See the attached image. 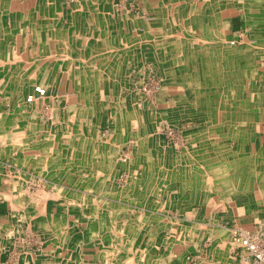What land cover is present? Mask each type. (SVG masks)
I'll use <instances>...</instances> for the list:
<instances>
[{
  "label": "rangeland",
  "instance_id": "1",
  "mask_svg": "<svg viewBox=\"0 0 264 264\" xmlns=\"http://www.w3.org/2000/svg\"><path fill=\"white\" fill-rule=\"evenodd\" d=\"M157 1L159 2L160 5L156 4ZM193 1L195 2L199 0H189L188 3L189 2L190 3L189 5L187 4L189 7L188 6L184 7V5H181L180 6L181 13L179 14H177L179 11L177 12L169 11V13L166 14L164 13L166 12V7L171 6L174 2L176 3V5H178L176 0H172L171 1L172 4H168V5L166 3V0H164L165 4L164 3L161 4L162 3L161 0H104L105 5L112 8V11H110V13L106 12V14L104 15L107 19L109 18L108 19L109 23L107 28L111 29L112 32L111 33L108 32L110 36V40L106 39V37L105 39L102 40H104V42H107V45L110 42L113 43L112 47H115V53L119 57L121 56L120 63H116L118 65L115 66V68L118 69L117 76H119L120 79L115 78L113 81H111V85H109L110 90L98 88L97 92L99 91L100 93L94 96L91 93H87V94L84 93L85 95H83V93H81V90H78V92L80 91V94H82L84 97H80V94L79 93L77 94L76 92H74L75 94L72 95V90H71L72 88L70 82H73V80L70 78V72H71V65H69L70 61L65 60L64 57H60L59 55L55 57L53 53L46 55V57L45 55H43L42 56L43 58H41V62L39 63V68H37L36 76H39L40 78H43L42 72L44 71V67H46L44 71L46 73L44 74L49 75L50 70L52 69L51 77L50 79L47 80L49 82L55 81L51 83L52 84L56 83L58 85V90L59 91L64 90V94H62L63 96L61 97H59V95L57 94L53 96L57 101L54 104V106H57L58 108L54 109V107H50L51 105L50 102L46 100L45 104L41 105L42 106L41 109L34 112V114H36L34 120L35 122H33V124L36 125L35 130H37L38 128H42L41 129L42 131L40 133L39 139L36 140L35 138H31L32 144L35 145L33 143L35 140L36 143L44 144L45 143L43 142L44 138H68L67 134L72 133L73 138L80 137V138H85V140L87 139L93 141L95 140L96 144L100 145V147L107 146L108 148H113L116 150L115 156L114 157L112 156L110 158L111 164L109 168L106 169V171H109L107 177L109 178L108 183H110L111 185L110 188H112L111 190V195L113 199L112 202L115 199L116 201H118V198L121 197V199L123 198L126 199L128 201L127 203H131V205L129 204V206H122V205L117 206V204H111L109 209V212L111 213L110 215L111 228L113 227L114 229H116L117 227L118 228L124 227L125 225H128L129 222H131V221H129L128 223L124 222L125 223L124 224L122 221L121 224L117 223L120 220V218L119 220H117L115 216L121 210H126V211L128 209L131 210L128 211L131 213H129L127 219L131 218V216L133 217V214H139V213L146 216V218L148 217V215L151 216V209H154L156 211L158 210V207L151 208L150 201L152 200V198H154V200L158 199L159 202L160 200L165 199L167 197L170 198L173 192V188L178 185L177 186V190H178L180 186L179 184H181L182 182L181 179L185 180L187 178V171H190L192 173H199L202 169H205L203 166H201V170H199L198 165H196L199 164L196 162H201L204 160L202 156L203 154L216 159H221L222 157V160H226L228 162V165H232L234 166V168L238 167L239 170H241L242 167L246 168V165L250 164L248 169H251V172L253 169V165H256L258 163L256 159L253 158L248 159L247 157H245L244 155L245 140H241V138H247V137L260 138L259 134L260 131L263 129L261 127V123L264 122V13H263L264 6H262L263 0H207L206 1L207 4L205 3V5L209 7L207 9V12H212L213 14H215L214 16L215 19L213 20V22L208 21L209 22L208 26L214 27L215 36L218 34L221 35V38L214 39L213 43H211L213 44V46L211 47L207 46L209 50H205V49L204 50L210 51V53H212L209 54L211 59L217 56L218 59L215 61V66L218 68L224 66V74H229V72L232 71L231 74L235 73L237 76H240V78L242 79L240 81V84L245 82L247 76H250L251 78L247 79V80L250 79L249 89L248 87H246L245 89H248V91L250 92H254L253 93L254 97L250 100L252 102L246 100L247 102L245 103L244 100L247 98L246 95L248 94L243 95L244 89L241 86H238L237 91L239 92L238 93L239 95L237 96L235 94H232L233 93L232 86L228 85L226 87V93L223 94L222 97L224 99V102L219 105L218 113L220 114V116L217 118L216 120L217 122H214L215 118H211L207 129L202 128V126H200L201 125L200 121L196 118L197 115H199L200 113L199 109L202 108L201 106L198 105L199 104L198 100L200 96L203 98L205 97L204 92L211 94L212 91L210 90V92H208L205 89L197 87V91L199 93H193L191 95H186L185 93L183 94L182 91L172 93V90L176 91L179 88L182 89L184 84L185 85L190 84V86H195L198 84V82L197 80L192 81L183 78L178 79V76H175V79L174 77L173 78L171 77V79L169 80L166 72L169 63L167 64L168 61H165L168 60L169 56L167 55L161 58V55H165L164 51H166V49L168 48L167 45L168 42L173 43L174 41H176L179 44L183 42L184 45V42L185 44H189L192 41L200 43L202 42L203 39L205 40V38H207L208 41L206 42L203 41L202 44L209 43V41L212 42L211 40L214 36L213 31L212 30L206 31L207 29L205 30V28H203V24L200 22L201 20L202 21L206 20L207 13L205 12L206 10L203 11V9H205L204 2L199 1L197 3V6H195ZM47 2L48 3H45V1L42 0H36V5H35L36 7H34L27 14H21L20 17L25 19L29 18V20L31 17V19L33 18V20H35V23L41 22L43 26L47 25V28H51L53 31H62V32L64 31L66 32L65 35L71 38H77L79 35L85 36V34H88L89 39H91V42L97 39L96 38L97 33L98 32L101 33L102 29L105 27V26L103 27L102 24H99L98 26L100 28L96 29L99 31L92 30L93 29L92 22L90 23L89 21L93 20V18H88V17L93 16L97 18L98 15L95 14V12H93L92 10L91 7L92 5H90L91 0H48ZM156 5L159 7L158 9L161 10L162 13L160 14L152 13L154 8L156 10L157 8ZM192 8H194L193 10L195 9L198 10L197 15H195V13L192 12ZM214 8H219V13L217 14L214 13ZM186 9L187 10L190 9L191 13L189 12H188L189 14L185 13ZM201 10L205 14H203ZM79 13H82L83 19L84 18H88V19L85 20L82 19V22H78V23L74 22L73 18H75L76 17L75 15H78ZM84 14H86L87 17H84ZM208 18L212 19L213 17L210 15V17L208 16ZM190 20L192 21L190 22L191 25L189 24ZM124 21H125L124 26L127 27L125 31L126 32L125 37L120 36L118 32L114 31L116 26L119 27L118 23H122ZM138 22L140 23L144 22V29H141L139 27L140 24H138ZM230 24L235 25L236 29L233 32L230 29ZM141 26H143V23ZM170 32L173 37L166 35V33H170ZM122 33L123 32L121 31V34ZM139 40L142 41L141 42L143 44L142 47H144L146 50L137 49L140 48V46L137 47L135 43L140 42ZM79 41L81 42V40ZM147 44H152V46L149 45V47L146 48L145 45L147 46ZM100 45L101 44L96 45L95 49L98 48L97 46L100 47ZM77 46L78 48H83V49H86L87 47V50H90V47H92L89 45H88L89 47L87 45H84L85 47L80 45ZM205 46L206 44H204L203 48H206ZM123 47L128 50L134 49L133 50L134 52L133 51L130 52L128 50L124 51L122 49ZM51 48L49 50H51ZM72 48L75 49L74 46H72ZM117 48H121V49H117ZM185 48L182 47V50ZM64 49H66V47H64ZM197 49L198 50H196L195 46L193 47V50H195V52L199 51L198 47ZM214 50L217 52L215 57L213 55ZM235 50H242L243 54L242 55L238 54L237 57L232 58L233 55L232 53L235 52ZM218 51H220V53H218ZM225 51L226 54H222V52ZM84 54L81 56L82 59L83 56L84 58L87 57L86 56L87 53L85 52ZM221 55L224 57L222 60H220ZM60 58H64V59L62 60ZM81 58L77 57V59H81ZM17 60L16 62L14 61L16 66H18L21 63ZM21 60H24L25 61L24 64L27 65V67H29L28 65L29 61L27 62L26 58H21ZM234 60L238 62H234ZM219 61L221 66L219 65ZM59 64H60V68H59ZM81 65H82L81 67L85 69L84 67L85 64L82 63ZM32 66L37 67L36 61ZM105 66H107V64ZM178 67L181 66L174 65L172 67L175 70V73L176 74L177 72L184 73L183 71H180ZM113 74L116 75V73ZM254 74L256 76L252 77V75ZM258 88H262L260 90L262 93L260 95V98L257 100V97L259 95ZM185 90L187 91L186 88ZM71 95L74 97L72 98V102L74 101L76 103L74 105L78 107V110L76 112L74 111L75 113L73 112L74 108H71L72 106L71 105L69 106V104L66 102L69 99V96ZM220 95L221 94L212 95V98H214L215 101H217L219 100ZM129 96L133 98L132 104L130 105L128 103L129 105L127 104V106H124L123 100L124 98ZM206 97L208 96L206 95ZM89 98L92 99L98 98V100L101 99V102L99 103H97L94 100V103L96 102L95 103L96 108L92 109L94 107V105H92L91 111H94L93 114L96 113L95 117L94 116L92 117L89 114L90 110L82 109L83 106L81 104L86 103L89 100ZM181 98L182 99L184 98L183 101ZM179 99H181V101L178 102ZM2 100L4 101L3 96H1L0 94V101ZM170 100H172L173 103L170 102ZM139 102L143 108L139 107L140 106ZM252 103H254V105H252ZM237 107L240 108L239 109L240 118H238V115L236 114L237 118L239 119V120L237 119L238 122L241 120L243 121L247 120L246 122L248 121L250 122L252 118H257L259 117V115L263 117L262 121L257 119L253 121L255 123L254 126L252 127L251 133L245 135L246 137L241 136L240 138H238L239 133L242 132V130H246V127H239L238 129L241 131L239 130L237 131L235 129L237 128L235 123L236 121L234 120L232 121L230 119L227 120L223 118L226 111H227V115L229 116L231 112L235 114L233 110L234 108ZM256 107L258 109L257 110L258 113L257 111L254 112ZM4 108H6V106H4ZM66 108L68 113L64 112V109L66 110ZM107 108L109 110L112 109V112L110 113L108 112L107 114L106 112ZM141 109H145L140 113L142 114L141 116L142 118L139 125L142 124L140 126L141 127L140 129L141 130L143 129V131L141 132L143 133L142 136L143 135L145 136L147 134L153 136L157 134L156 140H158V144H160V146H163V151H164L163 154H160L158 156L160 157L159 164L155 163L153 170L152 167H150L151 164L150 158L147 155H145L144 153L145 151L143 152L141 150L140 151L138 150L135 153L134 150L137 147L135 145L136 143L137 145L138 144L141 145L139 140L142 138L136 141L137 138L133 137L134 134L129 135L132 134V132H136V131L133 130L132 125L129 124V119L125 118V115H122L123 119L118 121L121 124L124 122L123 128L120 129L123 130L122 135L120 133L119 136L112 138L111 139L112 143L110 142V144H108L110 139L106 138L108 132H111L112 127L110 124L112 123V121H114L112 120L111 114H114V112L116 111L118 113L119 111L121 113H125L126 111L127 114L130 112L137 113ZM77 112H79V114H76ZM81 118L83 120H81ZM18 124L19 126H21V122H19ZM237 139L240 140L238 145L239 147L236 144L237 142H235ZM56 145L57 147L59 146L58 143H56ZM89 145H92V142L82 141L83 147L89 148L90 147ZM232 149L238 150V153L241 154L240 159L237 158L235 159L232 156L228 157ZM6 151L8 152V149ZM131 151H133L132 155H130L131 160L125 165V163H122L120 159L122 157L125 158V155H128ZM248 151L249 149L247 150V153ZM12 152L4 153L3 151L0 150V162H2L0 163V165L2 166V170L4 172L6 169H9L10 172H15V170L17 172L20 171V173L23 170H27L29 168L33 170V165H29L27 163V165L23 167L21 166V164L17 163L19 156L16 154V152L15 153ZM180 153L181 155H179ZM177 155L180 156V158H177L176 157ZM20 156L23 157V154L20 153ZM173 156L176 161V165L174 166L175 176H176L175 180L173 176H171L172 174L167 171L169 169L168 167L172 165ZM243 156L246 159H243ZM240 160L241 161L245 160L244 161L245 163L243 162L244 164L243 166L242 163L241 164L239 163L241 167L238 166L239 164L236 162ZM184 163H186L187 165L186 167ZM134 167L136 169L140 167V170L142 172H147V173L149 172L150 174L151 173L150 170H152V173H157V174H150V176L149 175L144 176L142 180L140 179L138 180V178L141 177L137 175V173L134 171L135 169ZM158 167L159 168L163 167L164 169H166L164 170L166 172H164L165 174H163V176L159 175V172L157 171ZM0 172H1L0 177H2V174L7 176V174H5L4 172L2 171ZM9 175H11V173H9ZM184 175L185 177H183ZM18 176L21 177L20 174ZM18 176L16 179L19 178ZM40 176L35 172L34 175L31 174L30 181L34 182L33 179L37 181L36 180L37 177ZM94 177L104 178V175L94 176ZM128 178L130 180L129 182L127 181ZM160 178H164L165 180L168 178L169 181L168 179L167 181L169 182V184H166L164 180L161 184H155L159 187L158 188L159 190L157 191V194L155 196L154 195L155 193L152 192L153 184L151 182V179L154 180L155 182V179L157 180ZM241 179L242 181L245 180L244 178ZM51 180L53 181V179ZM103 184L104 182H101L99 186H102ZM36 185L41 187V189L47 191L48 194L57 193L56 191L50 190L49 185L51 184H46L45 182L42 181V179L38 180V184ZM128 186L130 190L128 189L129 193L127 195L126 193L127 191L125 189L128 188ZM118 188L121 189L118 190ZM186 190L188 191V189ZM208 190L211 189L207 188V191H203L200 195H195V196L187 195L186 197H184V195H186L184 194L183 196H178L179 199L174 197V200L177 203L183 200H192V201L202 200V198H204L205 196L214 194V190L212 191H208ZM34 191L36 192V190ZM114 192H116L115 193L116 197L114 195ZM94 193L97 194L98 192H94ZM182 193L185 192L183 191ZM82 195L86 197V192L83 193ZM41 199L44 198L41 196ZM143 200H146L145 204L146 206L149 207L140 206ZM137 210L138 212H136ZM165 210H166V206L164 207L161 205L159 209V213L162 214L163 212H165ZM133 211H135L136 213ZM112 219L113 221H116V223L119 225L116 226L115 225L116 223H112ZM134 219L139 220L140 222H142L143 225L141 227L139 223L138 224L134 223L135 230H137V236L139 240L137 241L135 240L132 243V248L134 250L139 249V252H145L150 248L152 244L151 243L152 240L150 236L152 233L153 226L152 224H150L149 221L147 220L143 221V218L141 219L140 216ZM159 225H160L159 228L160 246L163 245L166 246L167 240L163 239L161 237V234H165L167 224L160 223ZM169 226L174 229L176 234L174 242L182 244L184 240L183 238L180 237L182 235L181 232H183L184 227H186L187 225L182 222L175 221L169 224ZM226 226L229 227L228 234L226 236L217 235V238H212V239L209 238L206 241L207 247L205 248L206 250L205 257L207 256L208 259V262L206 264H212L211 258H213V256L211 254L213 250L220 249L221 252L222 250H226L228 253L234 248H238L237 243H235L233 240L231 232L235 229H240V230H244V229L229 225ZM192 228L193 229L191 230V233L198 235L197 232L199 230V227L198 228L192 227ZM244 231L251 233H258L259 235L263 234V232L259 231V229H256L254 231H249V230H244ZM107 238L112 242H119V238L115 233L109 232ZM186 244H188V241H186ZM116 247H117L116 244L110 243L106 245V250H109L111 252L110 254H107L108 260L114 264L118 262L117 255H119L118 252L119 249ZM239 250L241 251V249ZM112 251L114 252L112 253ZM139 255L141 256L140 258L142 259V262H146L150 258L151 264L157 263L156 258H159L160 260L163 257V255H159V256L148 255V254H139ZM243 255H245L244 252ZM214 257H218L219 259H221L223 258V255L219 254V255H215ZM153 259L155 261L152 262ZM161 263H163V260H160L159 264ZM242 263L249 264V262L247 260L245 261L244 259Z\"/></svg>",
  "mask_w": 264,
  "mask_h": 264
},
{
  "label": "bare ground",
  "instance_id": "2",
  "mask_svg": "<svg viewBox=\"0 0 264 264\" xmlns=\"http://www.w3.org/2000/svg\"><path fill=\"white\" fill-rule=\"evenodd\" d=\"M1 1L2 2H0V94H1V96H3L4 101L3 100L0 101V150L3 151L4 153H10L12 151L14 153L16 152V154L19 156L17 163L21 164V166H23V167L25 165H27V163L29 165H33V170L35 172H37V174H39V176L41 175L40 177H37V179H36L37 181H35L33 179L35 184H38V180L42 179V181L45 182L46 184H51V185H49L50 190L57 192V193H53V194H48L47 191H45L41 188H37L36 192L34 191L32 193L29 190H26L25 193L30 192L32 198L41 199V196H42L44 199H60V198H63V199L71 198L72 199L73 198V199L78 200V201H80V199H82V198L86 199L87 197L82 195L83 193L87 192L86 190H84L85 188L92 187L93 186L92 184L96 183L97 181H100V183L101 182L105 183V179L108 178L107 175H105V173L106 174L109 173V171H106V169L109 168V166L111 164L110 158L112 156L113 157L115 156L116 150L113 148H108L107 146H103V147L101 146L100 147V145L96 144L95 140L94 141L93 140H87L88 142L89 141L92 142V145H89L90 146L89 148L83 147L82 141L84 142L85 138H80V137L79 138H73L72 133L67 134L68 138H44L43 139V142H45L44 144L36 143V140L40 138V133L42 131L41 130L42 128H38L37 130H35L36 125H34L33 122H35L34 120H35L36 114H34V112L41 109V107H42L41 105H44L46 100L50 102V104H51L50 107H54V109L58 108L57 106H54V104L57 101H56L55 97H53V96L55 94H57V95H59V97H61L62 96L61 94L64 92V90H62V91L58 90V85L56 83H53V84L51 83V82H55V81L49 82L46 78L47 85L44 84L46 82L43 83L42 78H40L39 76H36V71H37V68H39V63L41 62V58H43L42 56L45 55V57H46V55L53 53L55 55V57L59 55L60 57H64L65 60L70 61V64H69V65H71L70 78L73 80L72 84H73L74 90L77 94L78 93L80 94V91L78 92V90H81V93H83V95H85L87 93H91L94 96V95H97L100 93L99 91L97 92L98 88L110 90L109 85H111V81H113L115 78H119V76H117L118 69L115 68V66L118 65L116 63H120V61H121L120 60L121 56L119 57L115 53V47H112L113 43L110 42L107 45V42H104V40H102V39H105V37H106V39L110 40V36H109L108 32L111 33L112 31H111V29L107 28L108 23H109L108 22L109 18L107 19L104 15L106 14V12L110 13V11H112V8L105 5L104 0H91L90 5H92L91 6L92 10H93V12H95V14L98 15V17L96 18V17L90 16L88 18H93V20H91V21L87 20V21H89L90 23L92 22V26H93L92 30H94V31L96 29L100 28L98 26L99 24H102L103 27L104 26L106 27V28L104 27L103 29L101 28L102 29L101 33L100 32L97 33V36H96L97 39H95L93 42H91V39H89L88 34H85V36L79 35L77 38H71V37L66 36L65 35L66 32H64V31L63 32L62 31H53L51 28H47V25L43 26V24H41V22L35 23V20H33V18L31 19V17L29 20V18H26V19L21 18L20 17L21 13L20 14L10 13V12H8L7 6H5L4 0H1ZM42 1H45V3H48L47 2L48 0H42ZM199 1L204 2L205 9H203V11L206 10L205 12L207 13L206 14V20L202 21L200 19L201 20L200 22L203 24V28H205V30L207 29L206 31H210V30L213 31L214 36L211 40L212 42L209 41V43H203L202 44L203 41H205V42L208 41L207 38H205V40L203 39L202 42H200V43L192 41L189 44H185V42H184V45H183V42L180 44L176 41H174L173 43L168 42L167 43L168 48L166 49V51H164L165 55H161V58H163L167 55L169 56L168 60H165V61H168L167 64L169 63V65L166 69L169 80L171 79V77L172 78L174 77V79H175V76H178V79L183 78V79H189L192 81L197 80V82H198V84L195 86H190V84L189 85L184 84V86H183L184 89L179 88L176 91L172 90V93L182 91L183 94L185 93L186 95H191L193 93H199L197 91V87L205 89L208 92H210V90L212 91L211 94L204 92V94H205L204 98L200 96V98L198 100V102H199L198 105L201 106L202 108L199 109L200 110L199 115H197V117L195 116L200 121V124H201L200 126H202V128H204V129H207V127L209 126V123H210V119L215 118L214 122H217L216 120L220 116V114L218 113L219 105L224 102V99L222 97H223V94L226 93V87L228 85L232 86V89H233L232 94H235L237 96L239 95L238 94L239 92L237 91V87L241 86L244 89L243 95L248 94V95H246L247 98L244 100L245 103L247 102L246 100H248L249 102H252L250 100L254 97L253 96L254 92L248 91L249 86H250V79L249 80H247V79L251 78L250 76H247L245 82L240 84V81L242 80L240 78V76H237L235 73H234L235 75L233 73L231 74L232 71L229 72V74H224V66H221L220 61H219V65L221 67L218 68L215 66V61L218 59L217 56L215 57V55L217 54V52L215 50H214V54H213L215 58H212V59L209 56V54H212V53H210V51H205V50H209V48H207V46L208 47L213 46V44H211V43H213V40L214 39H220L221 35L217 34L215 36V31H214L215 28L208 26V23L213 22V20L215 19V17H214L215 14H213L212 12H207V9L209 8V7H207V5H205V3L207 4V2H206L207 0H199ZM199 1L194 3V5L197 6V3ZM252 4H254V3H252ZM262 6H264V0H263ZM168 7L170 8V6H168ZM194 8H192V12L195 13V15H197L198 10L197 9L193 10ZM189 10L186 9L185 13H187V14L191 13V10L190 11ZM259 11H261V10H259ZM201 12H202V10H201ZM215 12H216V8H214V13ZM90 13H91V11H90ZM202 13L205 14L204 12H202ZM259 13H261V12H259ZM263 13H264V11H263ZM210 15L213 17L212 19L208 18V16L210 17ZM75 16L76 17L73 18L74 22H76V23L82 22V19H83L82 13H79L78 15H75ZM84 17H87V15L84 14ZM88 18H84L83 20L88 19ZM191 20H192V18H191ZM191 20L189 21L190 25H191L190 22H192ZM142 23H143V26H141ZM138 24H140L139 27L141 29H144V22H141V23L138 22ZM118 25H119V27L116 26L114 31L118 32V34H120V36L125 37V34H126L125 31L127 29V27L124 26L125 21L122 23H118ZM110 28H112V27H110ZM53 29H54V27H53ZM163 29H164V26H163ZM220 30H222V29H220ZM96 31H99V30H96ZM121 31L123 32L122 34H121ZM166 35L172 36L171 32L166 33ZM177 35H178V32H177ZM79 40H81V42ZM139 41L140 42L135 43V45H137V47L140 46V48H137V49H139V50L145 49L144 47H142L143 46V44L141 43L142 41L141 40H139ZM99 44H101L100 47L97 46L98 48L95 49V46L99 45ZM204 44H206V46H205L206 48H203ZM77 45H80V46H84V45L88 46L89 45L92 47H90V50H87V47H86V49H83V48H78ZM149 45L152 46V44H147V46L145 45V47L148 48ZM72 46H74L75 49L72 48ZM194 46L196 47V50H198L197 49V47H198L199 51L195 52V50H193ZM64 47H66V49H64ZM182 47L183 48L186 47V48L182 50ZM50 48H51V50H49ZM117 49H121V48H117ZM122 49L124 51L128 50L124 47ZM133 50L134 49L128 50V51L132 52ZM83 52L87 53L86 54L87 57L84 58V56H83V59H82L81 56L84 54ZM218 53H220V51H218ZM222 54H226V51L222 52ZM232 54H233L232 58H235V57H237L238 54L242 55L243 51L242 50H235V52H233ZM20 57L26 58L27 62L29 61V64H28L29 67H27V65L24 64L25 61L21 60ZM77 57H80L81 59H77ZM64 58H60V59L63 60ZM223 58L224 57L221 55L220 60H222ZM16 60L21 62L18 66L15 65ZM35 61L37 63V67L32 66ZM234 62H238V61L234 60ZM82 63L85 64L84 65L85 69H83L81 67ZM76 64H78V65H76ZM106 64H107V66H105ZM174 65H176V66L180 65L181 67H178V68L180 71H183L184 73H178L177 72V74H176L175 70L172 68ZM59 68H60V64H59ZM171 68H172V70H171ZM112 72L116 73V75L113 74ZM255 76H256L255 74L252 75V77H255ZM246 87H248V89H245ZM185 88L187 89V91L185 90ZM59 89H60V87H59ZM261 89L262 88H258L259 95L257 97V100L260 98V95L262 93L260 91ZM215 94L216 95L221 94L219 100H217V101H215V99L212 98V95H215ZM83 95L80 94V97H84ZM206 95L208 97H206ZM94 100L97 103L101 102V99L98 100V98L97 99L96 98H94V99L89 98V100L86 103L81 104L83 106L82 107L83 110H87V109L90 110L89 114L92 117L93 116L95 117V114H96V113L93 114L94 111H91L92 105H94V107L92 109L96 108L95 107L96 102L94 103ZM132 101H133V98H131V96L126 97L123 100V105L127 106L128 103L131 105ZM139 105H140V102H139ZM252 105H254V103H252ZM4 106H6V108H4ZM139 107L143 108L141 105ZM108 108L106 110L107 114H108V112L109 113L112 112V109L109 110ZM239 109L240 108H238V107L234 108L233 111L235 112V114L231 112L230 113L231 117L229 115H227V111L225 112V114L223 116V118H225L227 120L230 119L232 121L233 120L236 121L235 123H236L237 128H235V129L237 131L239 130L238 129L239 127H246V130H242L243 133L242 132L239 133L238 138L251 133L252 127L254 126V123H255L253 121L255 119L260 120V121H262V119H263V117L259 115V117H257V118H252V120L250 122L249 121L246 122L247 120H244V121L241 120L238 122L237 119L240 118ZM79 110H81V109H79ZM144 110L145 109H141L137 113L130 112L127 114L126 113L127 109H126L125 113H121L120 111L118 113L116 111V112H114V114H111L112 120H114V121H112V123L110 124L112 127L111 132H108L106 138L110 139L109 143L107 142L108 144H110V142L112 143V141H111L112 138L119 136L120 133L122 135L123 130H120V129L123 128L124 122L121 124L118 121L123 119L122 115H125V118L129 119V124L132 125L133 130L136 131V132H132V134H129V135L134 134L133 137L137 138L136 141L138 139L142 138L139 140L141 145H139V144L137 145V143L135 145V146H137L136 149L134 150L135 153L138 150L139 151L141 150L143 152L145 151L144 152L145 155H147L150 158V162H151L150 167H152V170H153L155 163L159 164L160 157H158V156L160 154H163L164 151H163V146H160V144H158V140H156L157 134L153 135V136L150 134H147L145 136L143 135L145 138L142 136L143 133H141V132L143 131V129L142 130L140 129L141 128L140 126L142 124L139 125V123H140L141 118H142L141 117L142 114H140V113ZM257 110L258 109L256 107L254 112ZM82 112H85V111H82ZM257 113H258V111H257ZM76 114H79V112H77ZM80 114H81V112H80ZM236 114L238 115V118H237ZM79 120H80V118H79ZM81 120H83V119L81 118ZM19 122H21V126H19V124H18ZM69 123H71V122H69ZM259 123H261V122H259ZM253 130H254V128H253ZM239 131H241V130H239ZM144 133H146V132H144ZM253 134H254V132H253ZM46 135H47V133H46ZM198 136H199V134H198ZM31 138L36 139L33 142L36 146L32 144ZM241 140H243V139H241ZM56 143L59 144L58 147H57ZM7 149H8V152L6 151ZM165 151H167V150H165ZM20 153L23 154V157L20 156ZM132 153H133V151H131L128 155H125V158L122 157L120 159L121 162L125 163V165L128 162H130V160H131L130 155H132ZM252 153H253V151H252ZM202 156H203L204 160L201 162H196V163H199L196 165H198L199 170H201V166H203L205 169H202L199 173H192L190 171H187V178L185 180L181 179L182 182H181V184H179L180 185L179 189L177 190L178 185L176 187H174L171 196L173 195L174 197L179 199L178 196H183L184 194H186V195H184V197H186L187 195H193V196L200 195L203 191H207V188L211 189L208 191H212V190L216 191V189L220 187V184L222 185V183H223V185H225L224 182H226V181L228 182V184L233 182L235 184L234 187H236L238 182L242 180L241 179L243 176L242 171L245 170V167H242V169L239 170L238 167L234 168V166L228 165V162L226 160H222V157H221V159H216V158L206 156L204 154ZM244 161L245 160H243V161L240 160V161H236V162L238 164L242 163V166H243ZM0 163H2V162H0ZM240 164L238 166L241 167ZM175 165H176V161H175V158L173 156L172 165H170L168 167L169 169L167 171L172 174L171 176H173L174 180L176 179L175 170H174ZM184 165H185V167L187 166L186 163H184ZM137 169H139V170H137ZM137 169L136 168L134 169V171L136 173L140 171V167ZM152 170H150V171L152 172ZM164 170H166V169H164L163 167H161V168L158 167L157 171L159 172L160 176H163V174H165L164 172H166V171H164ZM0 171L4 172L2 170L1 165H0ZM18 172H20V171H18ZM18 172L16 170H15V172H13V173H15V175H14L15 179L19 175ZM0 174H1V172H0ZM101 175L102 176L104 175L105 179L99 180L100 177H97V178L94 177V176H101ZM148 175L150 176L149 172L145 176H148ZM9 177H10V175L6 176V175L2 174V177H0V183L2 181H4V183L6 184L7 181L10 180ZM183 177H185V175ZM48 178L53 179V181L51 179H48ZM244 178H245V176H244ZM167 179L166 180L164 178H160L157 180L155 179L156 183L154 182V180L151 179V182L153 184L152 192L155 193L154 194L155 196L157 194V191L159 190L158 189L159 187L155 184H161L163 182V180L166 184H169V182H168L169 179H168V181H167ZM55 180H57V181H55ZM127 181L128 182L130 181L129 178L127 179ZM170 181H172V180H170ZM11 183H13V182L9 181V184H11ZM3 187H4V185H3ZM238 187H240V186H238ZM82 188H84V189L82 190ZM71 189H76V190H71ZM128 189H129V186H128V188L125 189L127 191L126 192L127 195L129 193ZM186 189H188V191ZM243 189H244V187H243ZM47 190H49V189H47ZM217 190H218L217 192H219V189H217ZM183 191L185 193H182ZM75 192H77V193H75ZM2 193H4L6 196H8V198L10 195L15 196V197L18 195L16 190H8L7 192H2ZM233 193H234V191H233ZM33 196H36V197H33ZM1 198L2 197L0 196V199ZM87 204H88V202H87ZM41 211L43 212V210H41ZM25 212H26V210H25ZM133 212H135V211H133ZM136 212H138V210ZM110 215H111V213H110ZM150 217H151L150 215H148V217H147L149 219L147 221H149V222H150ZM112 223H116V221H113V219H112ZM134 223H137V224L139 223V225H141V227L143 225L142 222H140L139 220L133 219L131 222L128 223V225H125L124 227H119V228L117 227L116 229H114L113 227L112 228L110 227L108 229V231L105 233V239H104L105 242H103V243H105V244H110V243L116 244V246H117L116 248L119 249L118 250L119 255H117V256H118V263L120 262V264H151L150 258L148 261L142 262V259L140 258L141 256L137 253V251H139V249L134 250L132 248V243L135 240L136 241L139 240V238L137 236V230H135ZM115 225L117 226L119 224L116 223ZM139 229H140V226H139ZM109 232L115 233L117 235V237L119 238V242L110 241L107 238ZM62 237H64V236H62ZM99 242L100 241L97 240V243H99ZM102 245H104V244H102ZM2 251H4V250L2 249ZM104 251L106 253H105V255H102V259L104 262H108L109 260H108L107 254H110L111 252L109 250H106V249ZM113 252L114 251H112V253ZM92 255H93V253H92ZM71 257H72L71 261L73 264L80 263L82 261V258L79 257V254L77 256V255H74V253H73V255H71ZM62 261H63V264H65V263H67L68 258L66 261V257H63ZM153 261H155V260L153 259L152 262Z\"/></svg>",
  "mask_w": 264,
  "mask_h": 264
},
{
  "label": "crops",
  "instance_id": "3",
  "mask_svg": "<svg viewBox=\"0 0 264 264\" xmlns=\"http://www.w3.org/2000/svg\"><path fill=\"white\" fill-rule=\"evenodd\" d=\"M4 1H6L5 6H7L8 12L10 13L27 14L36 7V0ZM171 1L172 0H166V3L172 4ZM188 1L176 0L178 5L174 2V5L172 4L170 8L166 7V12L164 13L168 14L169 11H179L177 13L179 14L181 13L180 6L184 5V7H187L190 3H188ZM0 2L2 1L0 0ZM161 2V4H163L164 0H161ZM196 2L197 1L194 3ZM156 4H159V2L157 1ZM156 7V10L154 8L152 13H162L157 5ZM215 13H219V8H216ZM230 29L233 32L236 29L235 25L230 24ZM45 68L46 67H44V71ZM51 70L49 75L44 74L46 73L44 71L42 72V82H46L44 83L46 85V78L50 79ZM70 83L73 95L75 94L73 82ZM62 94H64V92ZM72 95L69 96L66 102L69 106H72L71 108H74L73 112H76L78 107L74 105L76 104L74 101L72 102V98H74ZM181 99H179L178 102L181 101ZM170 102L173 103L172 100H170ZM64 112L68 113L67 108L66 110L64 109ZM261 127L263 129L260 131V138H241L245 140V157L248 159L255 158L258 161L256 165H253L252 172L251 169H248L250 164L246 165L245 170L242 171V178L245 176V180L243 179L245 184L241 180L238 182L237 186L234 187L235 184L233 182L228 184L226 181L224 182L225 185L222 183V185L220 184V187L217 188L220 193L217 192L218 190L216 189L214 194L205 196L202 200H183L177 203L173 195L170 196V198L167 197L160 200V202L158 199L154 200V198H152L150 201L151 208L158 207L157 211L151 209L150 224H152L153 229L150 237L152 244L145 252L137 251L138 254L163 255L160 259L163 260L161 264H206L208 262L207 256L205 257V248L207 247L206 241L209 238H217V235L226 236L229 229L226 225L249 231L259 229V231L264 234V122L261 123ZM236 141V144L239 145L240 140L238 141L237 139ZM248 149L249 154L247 153ZM179 155H181V153ZM230 155L235 159L241 158V154L238 153L236 149H232ZM230 155H228V157ZM176 157L180 158L178 155ZM243 159L246 158L243 156ZM4 173L7 175L11 173L9 181L13 183L9 184V181H7L6 184L4 181L0 183V196L2 197L0 199V264H63V257H66V261L68 258L69 261L65 264H73L71 261V255H73V253L77 256L79 254V257L82 258V261L76 264H114L111 261H102V255H105L106 252L104 250L107 245L103 243L105 242V233L110 228L111 221L109 209L111 204L129 206L131 203H127L128 201L124 198V200L121 199V197L118 198V201L115 199L112 202V188H110L111 185L108 183L109 179L99 178V180L105 179V183L102 186H99L100 181H97L92 184V187L82 188V190L84 189L87 191V198H82L80 201L73 198L35 199L32 198L30 192L32 193V191L37 190L36 188H41L30 181V176L31 174L34 175L35 171L29 168L23 170L21 173L18 172L21 177L18 176L19 178L16 180L14 178L15 173L10 172L9 169H6ZM147 174V172H142L140 170V172H137V175L141 177L138 178V180H142ZM150 174L157 173L151 172ZM105 175L107 174L105 173ZM120 189L121 188H118V190ZM8 190H16L18 197L10 195L8 198V196L2 193ZM26 190L30 192L25 193ZM94 192L98 193L95 194ZM115 193L116 192H114V195ZM145 203L146 200H143L140 206L149 207L146 206ZM161 205L164 207L166 206V210L162 214L159 213ZM41 210H43V212ZM128 211L131 210H121L117 213L115 217L117 220L120 218L119 221H121L117 223L121 224L122 221L123 223H128L138 216H140L141 219L143 218V221L149 220L141 213L133 214V217L131 216V218L127 219L129 213H131ZM175 221L187 225L184 227L183 232H181L182 235L180 237L184 240L182 244L174 242L176 234L174 229L169 226V224ZM160 223L167 224L165 234H161V237L167 240L166 246H160ZM192 227H199L197 232L198 235L191 233ZM97 240L100 242L97 243ZM186 241H188V244H186ZM2 249L4 251H2ZM213 251L211 254L213 256V258H211L212 264H243V251H240L238 248H234L228 253L226 250H222L221 252L220 249ZM219 254L223 255V258L219 259L218 257H214ZM160 260L156 258V264H159ZM116 264H120V262Z\"/></svg>",
  "mask_w": 264,
  "mask_h": 264
},
{
  "label": "built area",
  "instance_id": "4",
  "mask_svg": "<svg viewBox=\"0 0 264 264\" xmlns=\"http://www.w3.org/2000/svg\"><path fill=\"white\" fill-rule=\"evenodd\" d=\"M232 237L238 248L245 255L243 259L249 264H264V234L251 233L240 229L232 232Z\"/></svg>",
  "mask_w": 264,
  "mask_h": 264
}]
</instances>
